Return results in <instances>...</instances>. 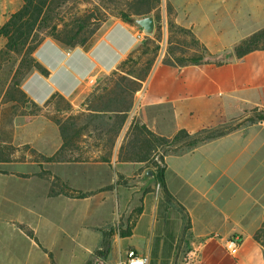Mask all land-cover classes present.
<instances>
[{
  "label": "rangeland",
  "instance_id": "374dc122",
  "mask_svg": "<svg viewBox=\"0 0 264 264\" xmlns=\"http://www.w3.org/2000/svg\"><path fill=\"white\" fill-rule=\"evenodd\" d=\"M151 4L148 0H51L43 16L29 18L38 17L39 22L31 20L23 26V37H17H22L24 44L14 48L6 37L0 36V253H23L35 240L43 249L51 247L49 242H58L40 241L36 236L39 226L27 219L24 221L29 215L22 208H34L19 204L25 202L27 193H39L43 203H48L60 195L82 200L95 195L106 197L115 190L126 189L137 199L152 191L149 184L143 185L149 178L147 172L153 176L156 166L164 168L161 160L168 153L192 151L197 144L235 132L247 134L256 127H259L256 132L246 136L216 141L210 149L220 158H264L263 131L259 130L264 122L255 121L256 111H264V75H260L264 74V66L248 60L247 69H254L252 72L259 75L257 79H243L248 70L242 67L243 59L249 55L264 58V0H161L154 9ZM96 6L101 9L97 10ZM23 7V0H0V19L4 18L0 30ZM126 16L134 21L153 17L154 33L147 34L143 30L144 38L140 37L138 48L119 71L91 84V91L79 107L62 97L44 106L27 98L22 84L35 69V52L41 44L53 41L67 48H89L110 25L123 22ZM237 50L253 52L228 60ZM188 66H198L204 71L203 79L197 81H201L203 94H213L197 103L203 112L202 127L194 133L188 132L191 137L181 139L178 144H172L174 138L162 144L155 138L160 135L148 129L152 136L143 126L134 125L119 150V160L112 162L117 154L114 146L122 121H126L122 113L133 106L134 95L142 89L143 82L151 77L157 79L165 69L181 71L179 68ZM232 70L234 79H228ZM208 75L213 79H208ZM200 86L188 88L194 91ZM59 135L63 142L60 149L57 143L53 145ZM83 141L89 146L83 145ZM208 149L204 152H209ZM81 160L89 161L90 166L72 164ZM130 161L140 162L137 169L127 170L129 165L125 163ZM89 172L103 177L94 183L96 189L90 190L89 184L88 191L84 192L80 184L88 176L82 173L88 175ZM136 192H139L137 196ZM57 206L53 204L54 209ZM141 208L137 201L127 211L121 210L114 222L101 226L104 241L101 256L116 235L128 233ZM42 210L39 205L37 211ZM39 212H32L31 219L39 216L52 231L59 234L63 230L51 207ZM254 237L264 257V228ZM240 238L244 240L241 235ZM209 245L219 248L223 254L207 256V264L241 262V249L235 258L221 243L211 241Z\"/></svg>",
  "mask_w": 264,
  "mask_h": 264
},
{
  "label": "crops",
  "instance_id": "0c3cea01",
  "mask_svg": "<svg viewBox=\"0 0 264 264\" xmlns=\"http://www.w3.org/2000/svg\"><path fill=\"white\" fill-rule=\"evenodd\" d=\"M15 5L14 1V7ZM2 24L4 18L0 19V25ZM144 35L143 29L137 23L121 22L110 25L89 48H67L62 44L46 41L35 52L38 68L25 78L22 90L32 103L39 106L46 105L56 97H62L73 106L79 107V103L91 91V84L119 71L122 64L138 48L140 37L143 39ZM249 59H253L256 65L264 66L262 62L264 60H260L264 59L262 55L258 57L249 55L242 61V67L246 71ZM179 70L181 71L177 68H168L156 76L157 79L151 77L143 82L142 89L134 95L133 106L122 113V116H126V121L119 130L114 146L117 154L114 155L112 162L119 160V150L134 125L145 126L167 139L174 138L181 131L194 133L197 128L202 127L203 112L197 103L201 99L213 96L203 94L201 81H197L203 79L204 71L198 66L182 67ZM253 70H248V74L244 73L243 79H257L259 75L253 73ZM167 79L173 80L168 82ZM208 79L213 78L208 75ZM228 79H234L233 70L228 73ZM171 82L173 83L169 84ZM191 85L201 86L192 91L188 88ZM158 86L166 89L160 90ZM213 89L215 88H211L212 91ZM257 128L259 127L252 128L248 133L256 132ZM259 130L263 131L261 144L264 145V126ZM247 134L235 132L199 145L192 151L168 153L165 156L166 185L174 197V201L169 204L166 203L155 177L148 175L149 171L147 172L149 178L143 185L149 184L152 191L137 199L126 189H119L106 197L95 195L82 200L68 199L60 195L48 204L43 203L39 193L38 195L27 193L25 202L21 201L19 204L34 208L32 210L22 208L26 215H29L23 218L24 221L27 219L39 226L36 236L40 241L58 242H49L51 247L43 249L39 241H31V246L23 253H0V262L118 264L126 259L129 251H135L139 255L147 256L149 264H184L188 246L191 249L194 244L204 242L200 240L218 234L224 238L243 236L240 248L241 262H234L235 264H264L262 250L260 245L256 247L259 243L254 237L258 230L264 228V158H220L218 155L214 156L213 150L210 149L212 143L216 141ZM58 137L53 145L57 143L60 149L63 142L60 135ZM82 144L89 146L86 141ZM207 149L209 152H204ZM58 164L90 166L91 163L81 160L72 164L71 162ZM125 164L129 165L127 170H131L140 162L130 161ZM91 174L82 173L83 176H88L80 184L84 192L88 191L86 189H89V184L90 190L96 189L94 183L102 180V175ZM138 193L136 192L135 196ZM137 201L141 203L142 211L132 228L131 235L125 237L116 235L101 256L104 249L101 226L114 222L116 217L120 216L121 210L127 211ZM54 203L58 204L57 209H54ZM39 205L43 208L40 212L37 211ZM50 207L58 217L55 220L63 229L59 234L52 231L48 223H42L39 216L31 219L32 212L42 213L48 211ZM58 213L61 216L60 220ZM191 239L198 241H190ZM82 241H87L88 244L85 242L83 244ZM210 242L202 244L203 261L200 264H207V256L223 254L219 248L209 245ZM238 253L233 257L236 258Z\"/></svg>",
  "mask_w": 264,
  "mask_h": 264
},
{
  "label": "trees",
  "instance_id": "16d2710c",
  "mask_svg": "<svg viewBox=\"0 0 264 264\" xmlns=\"http://www.w3.org/2000/svg\"><path fill=\"white\" fill-rule=\"evenodd\" d=\"M24 1V7L22 8V10H20V12H18L17 14L13 15L12 18L7 22V24L0 30V36H4L8 39V44L11 47L14 48H18L20 46V44H24V39H22V31H23V26H26L29 21H34V22H39V18H34V19H29L30 17H34V16H43L47 5L50 3L51 0H23ZM149 2H151V8L154 9L156 8V6L160 3L161 0H148ZM97 10H100V6H96L95 7ZM151 11V10H149ZM28 19V20H27ZM43 22V19H41ZM123 22H127L130 24H134L136 21L130 19L129 17H125L123 19ZM21 35L22 37L18 38L17 36ZM38 49V48H37ZM253 51H242V50H237L235 52L234 55L228 56V60H232L234 56L241 58L243 56H246L248 54H250ZM34 68H38V64L36 62V65L34 66ZM34 69V70H35ZM55 99V98H54ZM52 99V100H54ZM51 100V101H52ZM48 102L47 104L51 103ZM255 121H259V122H264V111H256L255 113ZM124 124V122L122 121V125ZM143 130L147 131L149 134H151L153 136V133L150 132L148 130L147 127L143 126L142 128ZM155 135V134H154ZM183 136V138H182ZM191 135L187 132V131H181L179 134H177L173 141L172 144H178L179 141L181 139H185V138H190ZM157 142H160L162 144H165V140H168L167 138H163V137H157L155 136ZM215 140V139H212ZM205 143V142H202ZM200 143V144H202ZM207 143V142H206ZM199 146V144L195 145V147ZM165 157L162 158V164L164 165V168H160L158 166H156V171H154L153 176L156 179V182L160 185L161 190L164 194V197L166 199V201H174V197L171 195V193L169 192L167 185H166V176H165V161H164ZM141 211L138 214V217L141 214ZM138 217H136V220L134 221L132 227L129 229L128 233L124 235L125 236H129L132 233V228L135 226ZM29 235V234H28ZM30 238H32L33 240L34 237L32 235H29ZM36 241V240H35ZM38 242V241H36Z\"/></svg>",
  "mask_w": 264,
  "mask_h": 264
},
{
  "label": "built area",
  "instance_id": "2783aa9c",
  "mask_svg": "<svg viewBox=\"0 0 264 264\" xmlns=\"http://www.w3.org/2000/svg\"><path fill=\"white\" fill-rule=\"evenodd\" d=\"M207 241L221 243L225 251L231 256H236L242 246V239L239 236L224 238L218 234H212L205 239L203 243H196L189 251H187L184 257V264H200L202 259V244ZM118 264H149V258L147 256L139 255L135 251H129L126 259Z\"/></svg>",
  "mask_w": 264,
  "mask_h": 264
},
{
  "label": "water",
  "instance_id": "95a60500",
  "mask_svg": "<svg viewBox=\"0 0 264 264\" xmlns=\"http://www.w3.org/2000/svg\"><path fill=\"white\" fill-rule=\"evenodd\" d=\"M136 23L147 33L153 34L155 30V20L153 17L143 18L137 20ZM149 176L152 175L151 172L148 173Z\"/></svg>",
  "mask_w": 264,
  "mask_h": 264
}]
</instances>
